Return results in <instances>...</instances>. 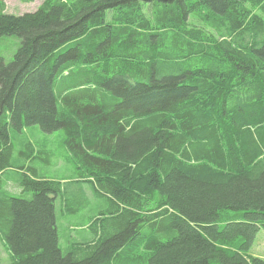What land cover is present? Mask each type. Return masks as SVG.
Instances as JSON below:
<instances>
[{"label":"trees","instance_id":"1","mask_svg":"<svg viewBox=\"0 0 264 264\" xmlns=\"http://www.w3.org/2000/svg\"><path fill=\"white\" fill-rule=\"evenodd\" d=\"M5 36L0 177L11 129L62 130L110 203L63 255L61 184L23 172L28 200L0 182L8 264H264V0H0Z\"/></svg>","mask_w":264,"mask_h":264},{"label":"rangeland","instance_id":"2","mask_svg":"<svg viewBox=\"0 0 264 264\" xmlns=\"http://www.w3.org/2000/svg\"><path fill=\"white\" fill-rule=\"evenodd\" d=\"M43 1L23 3L19 0H4V3L7 14L21 16L25 13H33ZM19 43L20 40L16 37H1L0 59L10 63ZM54 91L58 93L57 84L54 86ZM9 134L13 168L0 177V182L5 184L7 192L15 197L31 199L32 193L22 192L19 185L23 172L29 175L27 171L30 169L41 179L60 183L62 191L55 198V217L59 246L63 255L71 251L74 244L92 241L94 233L88 226L109 207L110 203L105 196L95 194L85 176L79 178L81 173L65 146L64 132L57 130L48 133L39 125H31L20 132L11 129ZM163 239L166 237L164 236ZM251 254L264 260L263 228L255 237ZM8 263L9 253L0 238V264Z\"/></svg>","mask_w":264,"mask_h":264}]
</instances>
